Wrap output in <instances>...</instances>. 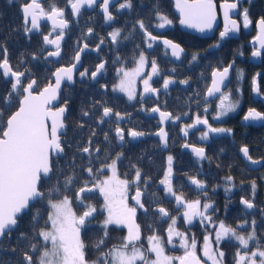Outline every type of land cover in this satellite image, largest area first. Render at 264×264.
Listing matches in <instances>:
<instances>
[{"label": "snow or ice", "instance_id": "1", "mask_svg": "<svg viewBox=\"0 0 264 264\" xmlns=\"http://www.w3.org/2000/svg\"><path fill=\"white\" fill-rule=\"evenodd\" d=\"M11 4L13 0H8ZM116 0H63L64 6H60V0H49V7L45 10L42 2L38 0H24L20 5V13L23 20L25 34L41 28V19L51 21V31L42 34L44 45L54 46V50L47 51L48 58L62 57V41L67 35L70 24L76 23L82 15V9L98 7L105 22H115L116 13L121 10L135 12L136 0H123L115 11L112 6ZM240 0H222L219 8L222 10L224 28L219 33V40L212 47L219 48L220 42L228 38L231 33H237L240 24L233 17L237 14ZM151 11L149 24L144 23L140 13H135L136 18L126 23L125 28H116L108 33L109 45H121L126 41L133 42L131 61L136 66L131 70L125 67L117 69V83L111 88L113 92L124 93L128 101L138 100L144 104L148 99H159L161 91L167 93L170 85L180 83L190 85V79L175 80L169 76L164 78L161 75L157 59L152 56L155 47L162 45L164 55L168 56L170 49L171 57L181 60L182 54L187 55L185 49L172 39L163 38L161 35L153 34L151 28L164 29L173 25V20L166 13L161 11L160 0H150L146 6ZM175 7L179 11V24L194 29L197 32L205 33L213 30L217 23V4L215 0H175ZM70 8V12H66ZM242 17L244 28L251 23L248 9L239 13ZM77 18L69 20L67 17ZM87 26V25H86ZM259 34L256 40L260 49H264V17L258 20ZM57 30H59L57 32ZM127 30V34H125ZM55 33V38H50ZM95 35L92 27L87 28V33L82 34L75 42L76 47L72 61L67 66H60L50 71L49 77H45V85L40 86V80L35 76L32 68L28 66L27 60H21L13 65L9 58L6 43L0 44V79H3L6 87L0 90V238L11 236L17 230L24 216L30 215L31 227L27 231H21L17 239L26 250L22 252L19 264H224L225 252L221 248L225 240L238 242V248L233 256V264H264V240L257 236V221L243 220L236 228L230 227L224 220L218 225L213 222L212 213L218 212L212 203L202 202L210 199L205 190V183L198 179L199 173L187 176L190 185L195 186L197 195L201 199L187 201L182 192L183 185L179 188L174 184V170L172 155L167 156V168L163 178L159 179L156 187L163 192V196L156 199H148V189L153 186V179L144 173L136 165H131L132 172L129 178L121 179L117 176V165L124 158L122 152L112 159L111 163L101 162L102 167H96L101 152L99 148L93 147V138L96 132L93 130L88 141L77 144V151L74 153L73 161L69 165L71 174L60 170L55 183L47 190H42L45 180L53 179L54 167L51 161L52 154L64 153L65 142L61 140L60 130L65 129L64 119L68 112V100L59 105V94L62 90V83L67 81L70 84L76 83V75L81 81H94L99 83V78L106 71L109 61L100 60L93 65L92 69L84 68L80 71L82 54L88 51H101L104 39H100L94 48L83 42L84 36ZM136 36H139V43H135ZM242 55V53H240ZM43 53H33L31 59L39 61ZM252 57L262 55L259 49L252 52ZM199 53L192 54L189 64H195L199 60ZM125 57L120 54L117 48L112 64L123 65ZM148 67L150 71L145 72ZM234 69V61L227 66L218 67L211 71V87L207 88L204 102L210 104L209 98L220 94L217 105V114L213 119H220L234 112L239 106L238 102L227 103L231 93H224L222 85L229 79L230 72ZM175 72L176 69H171ZM242 73H238V78ZM259 76V74H257ZM154 77H160L162 84L155 87L157 82ZM139 81L142 91L136 92L135 85ZM100 88L108 91V85L101 84ZM253 90L259 94V85L256 77L253 78ZM238 91V90H237ZM195 95H199L196 93ZM139 97V99H138ZM57 102V103H54ZM199 106V101H197ZM15 109L14 111L12 109ZM141 111L150 112L158 116V130L154 133L159 137L160 142L167 147L168 133L164 125L168 122L175 123L181 120V116L174 115L169 111L162 110L156 104L150 109L141 108ZM208 112V107L203 109ZM128 114L114 111L107 101L94 100L91 105L81 112V121L84 118L96 117L95 122L102 125L108 120L105 118L115 117V137L113 139L123 142L127 137L137 139L146 135L144 131L129 128L127 132L119 124ZM182 115H188L183 113ZM6 117V119H5ZM245 122L250 120H264V113L255 108H249L243 117ZM203 125L204 129L199 137L200 140L210 139V134H231L232 130L223 127H213L207 116L201 118L199 113L191 124H186L180 131L184 137L189 136V129H197ZM84 128V123L79 125ZM109 129L104 134L105 141H109L111 133ZM184 148H191L197 160L207 159L205 149L184 143ZM243 156L253 164L261 163L253 159L249 148L243 146L240 149ZM95 154V155H94ZM75 156L81 158L79 166L75 163ZM87 161V164L83 163ZM105 168L110 169L112 175L106 179H99L98 173ZM63 177V179H61ZM228 187L225 192L231 191L232 177L226 178ZM132 190L131 200L135 206H129V192ZM214 190V189H213ZM251 198H241L240 203L247 209L256 207L254 204L256 184L251 185ZM98 191L104 199L103 208L98 209L95 205L86 202L88 193ZM72 193L71 196L68 193ZM167 201L174 205L172 209L165 208L163 204ZM78 204L81 211L73 210V204ZM40 204V208L35 207ZM35 210L33 211V209ZM41 208L47 209L46 213ZM183 212L180 213V209ZM227 209V204L225 205ZM107 215L100 225V234L91 245L87 244L82 236H86L89 226L96 219L97 214ZM142 212L146 223L144 229L152 233L146 237L147 246L142 242V228L137 223V213ZM173 212L180 213L179 216ZM151 214V216H149ZM260 215L264 217V210ZM46 216V218H45ZM183 219L188 225L198 220L204 226L207 234L203 235V244L197 255V240L186 231L178 229V219ZM40 220H44V227L40 226ZM166 223L167 228L164 234L158 232V225ZM50 225V228L48 227ZM213 231L207 232L209 226ZM126 228V234L120 238L119 243L111 248L107 247V241L111 238V231L114 229ZM251 229L248 234H238V229ZM250 242H253L250 246ZM51 244V248L47 245ZM179 245L184 250L182 256H168L165 254V246ZM91 247L95 259L89 261L87 253ZM41 249H43L41 251ZM34 254L36 259H34ZM154 254V258H153Z\"/></svg>", "mask_w": 264, "mask_h": 264}, {"label": "flooded vegetation", "instance_id": "2", "mask_svg": "<svg viewBox=\"0 0 264 264\" xmlns=\"http://www.w3.org/2000/svg\"><path fill=\"white\" fill-rule=\"evenodd\" d=\"M42 2L45 10L49 7V0H39ZM123 0H116L112 6V10L118 8L119 3ZM162 4L161 11L166 13L170 19L173 20V25L166 26L164 29L151 28L150 31L153 34L161 35L163 38L172 39L179 43L184 49L187 55L182 54L181 60H176L171 57L170 49L168 50L169 55H164V48L162 45L155 47L152 52V56L157 59L161 75L164 78H171L179 81L183 79H190V85H183L175 83L170 85L167 93L161 91L159 99L151 98L146 103L141 104L138 100L128 101L127 96L124 93L113 92L111 88L117 81V69L125 67L127 70H131L136 65L132 63L131 56L133 52V42L126 41L121 45H109L110 37L108 33L112 32L116 28H125L126 23H130L136 18L135 13H140V18L144 19L146 25L149 24V17L151 11L146 7L150 0H136L137 8L135 12L130 10H121L116 13L115 22L105 23L103 15L99 13L98 7L92 9L83 8L82 15L78 18L76 23L70 24L67 35L62 41V57L48 58L45 60L43 57L47 56V51L54 50V47H46L43 44L42 34H47L51 31V26L46 22L41 24L40 32L37 34L24 36V30L22 31L23 36L26 39L34 40L40 45V52L43 55L40 58L43 65H47L51 71L60 66H67L72 61V56L75 51L78 37L82 34L87 33V28L92 27L95 35L84 36L83 42L88 43L90 49L94 48L99 43L100 39H104V44L101 46V51H88L82 54V64L80 71L84 68L92 69L93 65L98 64L100 60H107L109 64L106 71L99 78V83L94 81H81L76 75V83L81 87L83 91H93L96 95V100H104L108 102L109 106L114 108V111H119L122 114H128L125 119L120 122L119 126L125 129V132L129 128L141 130L146 133L145 136L137 139L130 137L125 138L123 142L113 139L115 137V128L117 127L115 117L105 118L108 122L98 125L95 122L94 131L96 136L93 138L94 148H99L101 155L98 161H96V167H102L101 162L111 163L108 159L111 154L112 159H115L117 153L122 152L124 158L117 165V176L121 179L129 178L132 168L131 165H136L144 173L150 175L153 179V186L148 189V199H156L163 196V192L159 191L156 187L159 179L163 178V174L167 168V156L172 155L173 159V170H174V184L179 188L183 185L182 192L178 191V194L185 197L187 201L195 199H201L202 197L197 195L195 186L189 184L187 176L196 175L199 173L198 179L202 180L206 188L207 196L210 199L202 200V202L212 203L215 208L219 209L218 212L212 213L213 222L218 225L220 220H224L230 227L236 228L238 224L242 223L243 220L257 221V236L264 240V217L260 215L261 210H264V171L260 172L264 168V120L260 126L247 125L244 126L240 123V119L249 108H255L257 111L264 113V104L261 99H255L253 97V78L256 77L259 85V94L264 97V79H261L263 69L261 66L264 63V49L260 50L262 55L257 58L256 61L252 59V52L257 50V45L252 41L257 34L258 20L264 17V0H240L237 14L233 15L232 18L236 19L240 24L239 31L237 33H231L228 38L220 42V47H212L219 40V33L224 28V21L221 16V9L219 4L222 0H215L217 4V23L213 31L207 36H198L186 31H182L178 26V17L175 15L173 10L172 0H160ZM24 2H21L23 4ZM60 6L63 7V0H60ZM244 9H248L249 18L251 23L248 28L243 27L242 17L239 15ZM66 12H70L69 9ZM20 14V13H19ZM21 17V15H20ZM70 21L76 20L77 18L68 16ZM21 24L23 20L21 17ZM87 25V26H86ZM59 30H57L58 32ZM127 34V30H125ZM55 33L50 38H54ZM139 36H136L135 43H139ZM120 49V54L125 57L123 65L112 64L111 61L115 58L116 49ZM199 53V60L195 64H189V60L192 54ZM242 53V55L240 54ZM234 61V69L229 74V79L226 81L225 86L222 88L224 93H231L230 98L225 101L227 103L238 102L239 106L234 112H229L228 115L223 116L220 119H213V116L217 114V105L220 103L218 94L215 98L210 99L211 103L206 104L204 97L206 96V90L211 83V71L218 68L227 66L229 63ZM40 63V62H39ZM38 63V64H39ZM36 63V65H38ZM36 65H33L35 67ZM175 68L176 71L172 72L171 69ZM145 72L150 71V68L146 67ZM238 73H242L238 78ZM259 74V76H257ZM157 81L154 86L160 87L162 79L160 77H154ZM69 85H63L61 93L59 95V105L61 103V94L67 87H73ZM101 84L108 85V91L104 92L101 88ZM136 92L142 91V85L137 81L135 85ZM238 90V91H237ZM198 93L199 95H195ZM101 94V95H100ZM101 98H100V97ZM139 99V97H138ZM199 101V106L197 105ZM92 103V101H89ZM158 104L162 110L169 111L174 115L181 116V120L175 123L168 122L164 125L168 133V142L166 149L162 148L159 137L154 133L158 130V117L149 116V112L141 111L143 107L150 109L152 106ZM208 107V112L204 113L203 109ZM188 113V115H182ZM199 113L201 118L207 116L209 123L213 127H223L232 130L231 134H210V139L200 140L199 137L204 129L203 125L197 127V129H189V136L184 137L180 131L186 124L193 123L196 114ZM96 120V119H95ZM65 122V119H64ZM66 124V122H65ZM67 126V125H66ZM109 129L111 133L109 141H105L104 134ZM251 133L254 136L256 143H253L252 148L246 144L237 145V157L240 163L228 164L224 162L225 149H221L218 146L221 144H236L238 139L237 135L242 136L243 134ZM65 133L61 136V140L64 138ZM259 141V142H258ZM189 143L196 147H203L207 159L197 160L192 151L188 148H184V143ZM241 146H247L249 148L250 155L253 159H261L262 165L258 169H251L249 164L242 161L239 149ZM64 155V153H63ZM62 157V156H61ZM55 159V158H52ZM67 169V168H65ZM67 173V171H65ZM99 179L103 180L112 175L110 169L105 168L101 173H98ZM231 176V191L225 192V187L230 185L227 184L226 178ZM256 184L254 204L256 207L253 209L245 208L241 203V198H251L252 183ZM214 189V190H213ZM134 194L132 190L129 192L128 204L134 206L131 200V195ZM69 196L72 193H68ZM86 202L95 205L98 209L103 208L104 199L103 196L98 192L94 191L88 193ZM227 204V209L225 205ZM165 208L172 209L173 204L165 201L163 204ZM73 210L79 213L81 208L78 204H73ZM182 213V208L180 209ZM180 213L173 212V215L179 216ZM107 213L97 214L96 219L92 221L89 229L95 230L100 234L101 222L105 219ZM151 216V214H149ZM146 219L142 212L137 213V223L142 228V242L147 246L148 235L152 233L144 229ZM178 229L182 232H187L190 236H194L197 240V255L202 256L200 249L203 244V235L207 234L203 225L198 220H194L192 225H188L183 219H178ZM167 228L166 223L158 225L159 234L163 235L164 230ZM251 229H238V234L247 235ZM126 228L114 229L111 231V238L107 241V248H111L113 245L119 243L120 238L126 234ZM213 231L210 225L207 229L208 233ZM253 242H250V246ZM222 250L225 252L224 264H233V256L237 251L238 242L234 240H225L221 244ZM174 253L173 256L184 255V250L179 247L178 243L176 247L171 245L165 246V254ZM154 258V254H153ZM95 259V255L89 261ZM178 261L176 262V264ZM210 264V262H209Z\"/></svg>", "mask_w": 264, "mask_h": 264}, {"label": "trees", "instance_id": "3", "mask_svg": "<svg viewBox=\"0 0 264 264\" xmlns=\"http://www.w3.org/2000/svg\"><path fill=\"white\" fill-rule=\"evenodd\" d=\"M21 2H24V0H13L11 4L8 0H0V44L6 43L10 61L14 66L21 60H27L28 66L32 68L35 76L40 80V86L43 87L45 85L44 78L49 77L51 69H49L47 65H43L44 62L31 59L33 53H41L39 49L40 45L38 44L39 40L36 42L33 37L31 39H26L22 34L23 26L21 24V17L19 14V6ZM36 63L39 64L36 65ZM33 65L36 66L33 67ZM261 68L264 72V63ZM261 79H264L263 73L261 75ZM5 87L6 85L3 79H0V90H3ZM261 93L264 94L262 91ZM95 95L96 94L91 90H81V87L77 84L73 87H67V89L62 92L61 103H63L65 99L68 100V112L65 117L67 125L66 134L62 139V141L65 142L64 155L62 157L51 159L54 167V172L52 174L53 179L45 180L42 190H47L50 185L55 183L60 170H63L64 172L67 171V174L69 175L71 174L69 165L72 163L74 153L77 151L76 145L88 141L95 128V116L84 118V120L81 121L82 110H86L91 105L89 102L90 100L92 102L96 100ZM12 110L14 111L15 109L13 108ZM81 123H84V128L82 130L79 127ZM237 137L238 139L235 142L236 144H221L218 146L219 148L226 150L225 159H223V161L228 164L240 163L236 152L237 145L246 144L252 148L253 143H256L252 132H248L242 136L237 135ZM75 163L77 166L81 164V158L79 156H75ZM83 163L87 164V161H83ZM263 171L264 168L260 172ZM61 179H63V177H61ZM35 207L40 208L41 206L40 204H36ZM34 210L35 208L33 211ZM46 211L47 209L41 208V212L46 213ZM30 219V215L24 216L17 230L13 231L10 237L5 236L0 239V264H19L21 254L26 250V248L21 246V242L17 239V237L21 231H27L31 227ZM39 223L43 228L44 220H40ZM98 236V232L89 229L87 235L82 236V238L87 244L91 245L96 241ZM93 255L95 254L93 253L91 247H89L87 258L90 260L93 258ZM34 259H36L35 254Z\"/></svg>", "mask_w": 264, "mask_h": 264}, {"label": "water", "instance_id": "4", "mask_svg": "<svg viewBox=\"0 0 264 264\" xmlns=\"http://www.w3.org/2000/svg\"><path fill=\"white\" fill-rule=\"evenodd\" d=\"M173 1V10H174V13H175V15L179 18V16H180V13H179V11L176 9V7H175V0H172ZM38 2H39V0H38ZM85 9H92V8H88L87 6H85L84 7ZM19 9H20V6H19ZM69 11H70V8H69ZM98 11H99V13H101L100 12V10H99V8H98ZM19 13H20V10H19ZM102 14V13H101ZM20 15H21V13H20ZM221 16H222V20H223V14H222V10H221ZM22 17V16H21ZM104 19V18H103ZM105 21V20H104ZM224 21V20H223ZM43 22H46L49 26H51V21H48V20H46V19H41V21H40V25L43 23ZM106 23V22H105ZM107 23H110V22H107ZM178 26H179V28L182 30V31H186V32H189V33H192V34H196V35H198V36H207V35H209L213 30H210V31H207V32H205V33H200V32H197L196 30H194V29H190V28H187V27H184V26H181L180 24H179V19H178ZM257 26V34H256V36H255V38L252 40L256 45H257V49H259V50H263V49H260V44H259V42L256 40V37L258 36V34H259V27H258V24L256 25ZM214 27H215V25H214ZM214 27H213V29H214ZM40 32V30H38V31H33V32H31V33H28V34H25V32H24V36H27V35H32V34H37V33H39ZM55 38V37H54ZM46 47H54V46H52V45H45ZM172 58H174V57H172ZM257 58L258 57H252V59H254V61H256L257 60ZM56 59V58H55ZM175 59V58H174ZM227 81V80H226ZM226 81H225V83H226ZM63 85H69V86H72L73 84H70V83H68L67 81H65V82H63L62 83V87H63ZM225 85H222V88L224 87ZM209 87H211V83H210V85H209ZM61 93V92H60ZM207 94V90H206V93H205V95ZM219 93H217L216 94V96L218 95ZM60 95V94H59ZM215 96V97H216ZM215 97H211L210 99H213V98H215ZM253 97L255 98V99H261V101L263 102V104H264V97H261L260 96V94H257V92L256 91H254L253 90ZM54 103H57V102H54ZM60 106H62V105H60ZM247 112H248V110L244 113V115H243V117L247 114ZM262 113V112H261ZM149 116H155V117H158L156 114H151L150 112H149V114H148ZM243 117L240 119V123L242 124V125H244V126H247V125H252V126H260V125H262L263 124V120H250V121H247V122H245L244 120H243ZM65 123V122H64ZM65 126H66V124H65ZM66 129V128H65ZM65 129H61L60 130V134H61V136L65 133ZM161 145H162V148L163 149H166V147L161 143ZM241 147H243V146H241ZM241 147H240V149H241ZM188 149H190L191 150V148H188ZM240 149H239V154H240V157H241V159H242V161L243 162H245V163H247V164H249V167L251 168V169H258L261 165H262V160L261 159H259L260 161H261V163H259V164H253V163H251L250 161H248L244 156H243V154L240 152ZM61 156H63V154H60V155H56V154H52V156H51V159L52 158H57V157H61ZM132 203H133V205H134V202L132 201ZM135 206V205H134ZM1 239V238H0ZM178 264V263H177Z\"/></svg>", "mask_w": 264, "mask_h": 264}, {"label": "rangeland", "instance_id": "5", "mask_svg": "<svg viewBox=\"0 0 264 264\" xmlns=\"http://www.w3.org/2000/svg\"><path fill=\"white\" fill-rule=\"evenodd\" d=\"M226 104H227V102H226ZM182 212H183V208H182ZM49 228H50V225L48 226ZM147 244V243H146ZM49 248H51V244L49 243L48 245H47ZM43 250V249H42ZM173 254L174 253H172V252H170V254H166V255H168V256H173ZM174 257V256H173Z\"/></svg>", "mask_w": 264, "mask_h": 264}]
</instances>
